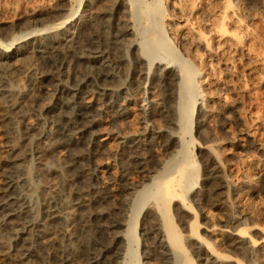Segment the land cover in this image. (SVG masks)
Here are the masks:
<instances>
[{
	"label": "bare ground",
	"instance_id": "bare-ground-1",
	"mask_svg": "<svg viewBox=\"0 0 264 264\" xmlns=\"http://www.w3.org/2000/svg\"><path fill=\"white\" fill-rule=\"evenodd\" d=\"M134 1L141 4L142 0ZM128 2L131 6L132 0H86L80 16L66 24L65 19L78 9L67 10L63 0H56L28 9V16L23 19L28 27H32L29 28L31 33L53 25L65 35L69 25L76 28V34L64 49H59L54 43L50 46L48 42L42 43L39 35L34 36V42L26 41L20 46L30 44L39 54L27 69V93L14 94L2 87L4 81L0 79V96L4 102L0 108V121L7 122L9 127L4 131V138L11 140L9 144L0 145V228L9 231L6 236L8 241L0 244V264L23 260L31 264H113L115 232L122 225L123 203L135 197L139 187L146 189L143 180L147 172L155 168V151L152 153L155 147L151 149L147 138L151 139L150 143H161L160 148L164 150L176 147L178 142L173 134L166 135L164 131L155 132L153 129V124L159 119L166 126L174 123L171 104L176 91L173 90V67L183 74L182 78L190 75L187 78L194 83V88L188 89L180 81L177 91L186 99V105L191 103L194 106L199 95L201 100L196 105L197 116L202 119L211 117V104L220 81L213 70V62L218 65L220 60L218 50L226 49V53L229 48L236 56L231 62L232 69L226 64L222 68L225 78L223 87L229 93H240L242 98L245 92L246 82L242 83L241 79L242 85L237 83V86L233 76L247 81L246 77L256 75L260 59L247 48L250 32L241 21L242 17L236 16L232 5L236 0L233 3L222 0L223 5H219L221 8L218 6L215 13L210 9L213 0H157L155 12L147 8L139 14V18L143 17L142 21H146V14L153 13L144 41L146 50H150L147 54L146 50L139 53L137 44L132 40L138 33L128 18ZM90 9L95 12L85 15ZM7 12L12 15L22 13L21 7L13 1L0 5V15ZM64 24L66 26L63 27ZM2 28L0 34L3 33ZM22 36L13 37L12 41ZM162 38L170 43L168 50L162 49ZM52 40L61 42L59 38ZM125 47L128 48L127 57L122 52ZM15 53H9V49L0 51V66H7ZM155 55L162 58L151 62V97L139 106L137 113L142 128L137 132L116 134L114 157L119 165L118 175L110 179L109 185L104 184L105 180L101 182L99 177L101 169L96 157L103 142L110 139L114 131L105 132L100 140H97L98 132L106 131L102 130L104 122L112 125L123 123L133 114L130 100L138 93L141 84L144 73L142 60L144 56L150 58ZM183 64L185 67L190 65L186 67L191 69L190 74L185 73ZM124 74L126 78L120 83ZM257 119L255 116L253 128L246 126L244 133L261 135L262 139L258 136L261 142L259 149L264 152V127ZM40 143H45L46 147L40 148ZM189 143L193 144L192 138ZM204 144L209 156L205 160L201 186L192 193L200 214L195 204L186 201L184 195V182L189 181L188 168L194 166V161L187 163L188 160H184L186 163L183 161L184 165L181 164L175 171L169 168L161 176L157 175L154 178L156 182L152 184L155 185V202L166 240L161 239L162 233L156 232L154 226L150 233L143 228L145 236L152 234V255L148 253L144 257L152 256L157 264H174L168 258L170 247L175 264H197L198 260L202 264H264V225L257 221L260 215L250 204L236 214L233 202L236 186L227 184L225 178L218 176L219 170L215 166V162L219 163L225 172L230 156L219 152V148L213 145L212 135L204 140ZM19 150L23 152L22 156H18ZM27 156L42 160L40 164L43 166L49 161L56 162L57 167L50 173H58L65 193L59 194V189L54 195L53 192L50 195L45 193L42 202L32 208L22 190L27 181L18 162ZM226 170L231 172L228 168ZM139 176L143 179L135 182L134 177ZM111 197H122L123 202L113 209L109 206ZM176 198L181 199L184 217H188L181 229L174 224L168 212L169 204ZM226 201L230 202L229 206ZM85 208L89 209L88 214H79ZM215 210L220 217L218 220L213 214ZM86 218L95 226L92 233L101 237L102 241L90 238L94 235L90 236L89 230L84 227L86 224H82ZM253 230H258L260 235L254 237ZM133 239L138 241L136 233ZM165 241L169 245L168 250ZM138 254L134 255L136 262L143 264Z\"/></svg>",
	"mask_w": 264,
	"mask_h": 264
},
{
	"label": "rangeland",
	"instance_id": "rangeland-1",
	"mask_svg": "<svg viewBox=\"0 0 264 264\" xmlns=\"http://www.w3.org/2000/svg\"><path fill=\"white\" fill-rule=\"evenodd\" d=\"M10 1L11 3L12 1L14 2V4L16 3L19 6V8L21 7L22 13H18L19 15L13 14L14 15L13 16L11 13L7 12L2 16L0 15V27L1 28L3 27L2 28L3 33L0 34L1 35L0 51L2 50L5 51L8 49H9V53L16 51L15 56L12 57V59L7 64V66L5 65L0 66V79L4 81L2 87L12 91L14 94H18L19 92L25 94L27 93L26 90H28L29 88L27 81V69L30 66L31 62H33L39 54L38 52H34L35 50H33L30 44L24 45L22 47L20 46L24 44L26 41L31 43L33 41L34 36L39 35V39H42V43L48 42L49 46L50 44L54 43V45H56L59 49H64L65 47L69 46L70 44L69 39L76 34V28L74 29V27L72 28L71 26L69 27V25H67L68 29L67 31H65V35H64L60 31V28L57 29L55 26L49 23L51 26H49L48 29L46 28L45 30L38 31V33L37 32L31 33L30 29L32 27L31 26H30L31 28L28 27L29 24L23 21V19L28 16V11H29L28 9L35 7V5H38L40 3H44V2L47 3L51 1L54 2L56 0H15V1L0 0V5L6 4V2H10ZM17 1L19 4L17 3ZM219 1L220 0H213V2L211 3L210 9L211 8L213 9V13H215L216 9L218 10L219 5L220 6L223 5L222 0L220 1L221 3ZM229 1L231 3H233V1L235 2V0H229ZM63 2L65 3L67 10H71L72 8L78 9V12L73 13V15L71 14L69 17H67V19H65L64 22L66 24L67 22H73V20L77 19L78 16H80V14L82 13V9L85 7L86 4V0H82L79 2L78 0H63ZM155 3H157V0H142L141 4L140 3L137 4L136 1L132 0V4L130 6L128 2L129 5L127 6L128 18H130L129 20L131 25L133 24L136 32L138 33V36H133L132 40H134V43L137 44V46L136 45L135 46L137 47L138 49L137 51L139 53L142 52L143 50L144 51L146 50L144 41L146 39L147 27L151 25V21L153 19L152 12H155V8H156ZM232 5H234L233 8L237 12L236 16H238L239 18L242 17L241 18L242 20L241 19L240 20L245 24V26H247L246 28H248L247 30L248 33L250 32L248 35L247 48H250L251 52L253 54L255 53V55L258 56L260 59V63L258 64L256 75L251 78L246 77L245 79L247 81H244L242 77L233 76L232 80H234L235 83L234 81L231 82L237 86L238 84L242 85L241 82L242 83L246 82L245 92L242 95L243 96L242 98L239 97L240 93L239 94H234L232 92L229 93V91L225 90L223 87L225 78H224V71L222 70V68L224 67L223 64H226L227 67L231 68L232 67L231 62L232 60L235 59L236 56L233 53V50L229 48H227L228 52L226 53H225L226 49L225 50L221 49V51L218 50L219 52L217 51V55L218 53L221 54V56L220 55L218 56V59H220L219 60L220 64L218 63L217 65V62L214 61L213 70L215 69L214 76L217 78L219 77L220 81L216 85L214 98H213L214 103L211 104L213 115L211 113V117L202 119V118H198L197 116L196 105L201 100L198 99L199 95H197V101H196L197 103L194 106H192L191 103L186 105V99L179 96V92L177 91L180 81L184 86L188 87V89L194 88V83L189 78H187L190 75H186L185 77L184 74V77L186 79L182 78L183 74L179 73L180 71L178 70V68L173 67L172 74H174L175 76L174 77L175 86L173 87V90L176 89V91L174 90L175 99H173L171 104L173 105V110L175 114L174 123L173 125L171 124L169 126L167 124L168 126L167 127L164 121L162 119H159L158 121L155 122V124H153L154 125L153 129L155 132L162 131L163 133L164 131L165 133L163 134L166 135L173 134L174 138H176L178 142L176 147L174 146L164 150L160 148L161 143L159 145V142L153 141L151 142L154 144L153 145L150 143L151 139L147 138L149 139V141L147 142L150 144L151 149L153 150L155 147V149L152 151V153L155 151L153 153L155 156V165H154L155 170L153 169L154 171L150 170L149 172H147L146 175L147 179L144 178L143 180V182L145 181L144 185L146 189L143 188V186L139 187L138 188L139 193H137L135 197H130V199H126L123 203L122 207L124 213L121 216L122 225L115 232L116 254L114 257L115 262H113V264H137L136 262L137 257L135 256L136 254H138V252H139L138 255L140 256L139 259L141 262H143V264L144 262L145 264H157V260H155L152 256L151 257L149 256V258L144 257V255L146 256L148 253L149 255H152L150 248L152 234H149L150 237L148 235L145 236V234L143 233L145 232L143 231V228H146L147 232L150 233V231L152 230L151 229L152 226H154L156 232H159L160 234L162 233L160 235V237H162L161 239L166 240L164 238L162 218L160 216L158 206L155 202L156 189H155V185H153L152 183L156 182L155 180L157 179L154 178H157V175L161 176L160 174L161 173L163 174L165 170L167 171L169 168H171L172 171L173 170L175 171V169L178 166H180L181 164L184 165V162L186 163V161L184 160H188L187 163L190 160L194 161L193 163L194 166L188 168V172H187L188 177L187 176L186 177L189 178V181H186L187 183L184 182L185 190H186L184 192V195L186 196V201H189V203H193V205L195 204L194 206L197 208L200 214V210L198 206L196 205V203H194V199L196 197H192L193 196L192 193L193 191H198L201 186V177L203 174L205 160L209 156L208 150L205 149L206 144H204V140H208V138L211 137V135L213 137V145L216 148H219V152L230 156L228 165L226 164L225 166V172H224V167L222 165H219V163L215 162V166H217L219 170V172L217 173L218 176H220L222 179L225 178L224 180L225 182H227V184L231 186L235 185L236 187H238L236 188L235 186H233L236 189L235 191L236 194L233 196L234 199L233 202L234 205H236L235 211L237 210L236 214L241 210V208L250 204L251 206L256 207L257 212L259 213L258 216L260 215L257 221L259 222V224H261V226L264 225V152L259 149L261 143L259 140L262 138L260 137L261 135L256 134L257 136L256 137L253 134L247 135L246 133H244V128L246 126L253 128L255 123L253 119L255 116L258 117L257 121L264 127V0H254V1L236 0V3H233ZM147 8L151 9L152 16L148 13L150 15L149 16L148 14H146V18L148 17V19L146 21L145 20L142 21V19L144 18L143 17L139 18L140 17L139 14L141 13L142 10H145ZM94 12H95L94 9H90L87 10L84 14L85 15L91 13L93 14ZM66 24H64L63 27L66 26ZM21 32L25 34H21ZM15 35L16 36L23 35V36L20 37L19 40L12 41L13 37H16ZM55 38L61 39V42L58 43L56 41L55 43L52 40ZM161 43L163 44V46L161 45L162 49L164 50L169 49L168 47H170V43H168L167 40L164 41V38H162ZM35 49H39V48H35ZM122 52L124 56L127 57L128 48L125 47ZM145 52L147 54L150 52V50L147 49ZM231 53L233 54V56ZM159 57L162 58L159 55L158 56L155 55L154 57L151 56L150 58L144 56L142 60L143 62L142 67L144 73L141 76V81H140L141 84L139 82L140 87L138 89V93L130 100V106H132V110H133L131 113L133 114H131V116L123 123L112 125L110 123L104 122L102 125L103 127L102 130L106 129V131L104 130L103 132L101 131L98 132L97 140H100L103 136H105V132H110V130L114 131L113 134L111 133V138L108 139L106 142H103L102 148L100 149V153L98 154L99 156L97 155L96 157V161L98 162L99 160L100 163L99 169H101V171L99 172L100 174L99 177L101 176L100 178L101 182L105 180L104 184L109 185L108 183L112 181L110 179H113L118 175L119 165L117 164V161L114 157L117 147L116 134H121V133L124 134L125 132L129 133V131L130 133H132L136 130L140 131L142 128L141 127L142 124L140 123L139 120L140 116L137 113L139 110V106L142 103L143 104L146 103L147 99L151 97V94L149 93V91L151 90L150 89L151 86L149 87L150 85L149 79L151 75V70L153 68L151 62L157 60ZM225 58H227V60ZM162 61L165 62L164 60ZM189 66L187 65L186 67ZM183 67L185 73L187 72L188 74L191 73L190 71L191 69L186 68L185 64H183ZM219 70L220 71L222 70L221 73ZM125 78H126V74L122 75L120 83L122 82V80H125ZM182 79H184V81H182ZM238 79L239 82L241 81V79L242 81L239 83ZM151 85L153 86V84ZM2 101L3 100L0 96L1 109L4 104V102ZM1 113L2 112L0 111V120L2 119ZM8 127L9 126H7L6 121H0V145L11 143V140L9 141L8 139L4 138V133H5L4 131ZM258 136L260 137V139H258L259 138ZM191 138L193 139V144L189 143ZM182 142L184 143V145L182 144ZM179 143L181 144V149H179L180 148ZM38 146L41 148L45 146V143H40ZM182 146L184 147L185 150L182 148ZM18 152H19L18 156L19 155L22 156L23 152L20 150ZM27 158L30 160H27ZM39 160L40 159H34L31 158L30 156H27L22 160L18 161L22 170H24L23 175L24 178H26L25 182L27 181V183H25L24 185V188L26 186L28 187V189L26 187L25 189L22 188V190L24 194H26V197H28L27 199L29 201L30 206L32 203L33 205L31 206L32 208H35L42 202V198L44 196L43 194L49 193L50 195L53 192L52 195H54L57 189H59L58 190L59 194L65 193L66 191L62 186L61 179L58 173L57 172L52 174L50 173L51 170L57 167V163L49 161L48 163L49 165L47 164L43 166L40 164L42 160H40V162ZM39 167L41 168L40 169L41 171L39 170ZM45 168H47V170H45ZM227 168L231 170V172L227 171L226 170ZM226 174L228 176L225 177ZM232 176L233 178H231ZM142 179L143 178L139 176L137 178L134 177L133 180L135 182H138L139 180ZM121 201L123 202L122 197L121 198L111 197L109 199V206H111V208L113 207L117 208ZM226 203L228 206L230 205L229 201L228 202L226 201ZM106 205L108 206V204ZM183 207L184 206L181 203V199L179 198L172 200L168 206V212L172 216V220L174 224L178 227V229L184 228L183 221L188 220V217H184L185 215L184 212L182 211ZM233 210L234 209H232V211ZM88 211L89 209L85 208L84 211L81 210L79 214H81V212L82 213L84 212V214H88ZM146 214H148V216ZM213 214L217 220L220 218L219 214H216V210ZM88 221L89 220L86 218V222L84 223L83 221V223L82 222L81 223L86 224L84 227L87 228V230H89L88 232L89 235L90 234L94 235L92 231L93 229L95 230V226L92 221H89L90 222L89 225L87 223ZM199 221L202 222L200 218ZM199 229L200 231H202L201 226L199 227ZM134 232L137 234L138 241H135L133 239V235L135 234ZM251 233L254 237H258L260 235V232L258 230H253L251 231ZM0 234H1L0 244L2 241L7 242L9 231L7 229L4 230L0 228ZM4 235L5 237L6 236L7 237L6 238L2 237ZM90 238H93L95 240L98 239L101 240V237L99 238L98 235H94ZM165 245H167V250H168L169 245L167 241H165ZM169 250H170L168 255L169 261L175 264V256L173 255L174 253L172 252L170 247ZM135 251L137 252L134 253ZM3 254L5 253L3 252ZM13 262L12 261L8 263L6 262L5 264L32 263L26 260L17 263H13ZM199 263L202 264L203 262L198 260L197 264Z\"/></svg>",
	"mask_w": 264,
	"mask_h": 264
}]
</instances>
